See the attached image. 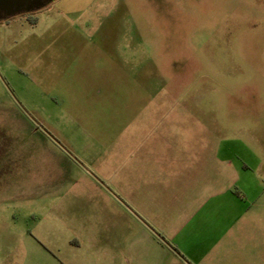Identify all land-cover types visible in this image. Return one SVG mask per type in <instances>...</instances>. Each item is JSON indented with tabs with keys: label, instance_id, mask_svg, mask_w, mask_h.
<instances>
[{
	"label": "rangeland",
	"instance_id": "obj_1",
	"mask_svg": "<svg viewBox=\"0 0 264 264\" xmlns=\"http://www.w3.org/2000/svg\"><path fill=\"white\" fill-rule=\"evenodd\" d=\"M198 168L203 212L243 214L245 244L254 218L263 247L264 0H51L0 19V264L125 263L128 230L200 208L182 187Z\"/></svg>",
	"mask_w": 264,
	"mask_h": 264
},
{
	"label": "crops",
	"instance_id": "obj_2",
	"mask_svg": "<svg viewBox=\"0 0 264 264\" xmlns=\"http://www.w3.org/2000/svg\"><path fill=\"white\" fill-rule=\"evenodd\" d=\"M197 170V176L186 179L182 187L188 189L191 200L200 201L199 209L187 216H176L177 219H173L175 223L166 230L161 231L157 225L158 228H151L147 224L128 230V244L119 251L122 258H126L125 263L115 262V256L105 259L108 256L104 253L108 251H96L90 253L93 258L90 264H264L261 258L262 250L264 252V246L260 244L261 231L254 218L253 234L245 244L243 235L246 219L243 214L228 215L224 211L213 217L203 212L213 203L211 195H207V199L205 197L213 180L210 174H205L206 168ZM151 219L154 222L160 220L156 216ZM164 238L170 243H165ZM98 258L105 259V262Z\"/></svg>",
	"mask_w": 264,
	"mask_h": 264
},
{
	"label": "flooded vegetation",
	"instance_id": "obj_3",
	"mask_svg": "<svg viewBox=\"0 0 264 264\" xmlns=\"http://www.w3.org/2000/svg\"><path fill=\"white\" fill-rule=\"evenodd\" d=\"M51 0H0V19L17 14L31 15Z\"/></svg>",
	"mask_w": 264,
	"mask_h": 264
}]
</instances>
